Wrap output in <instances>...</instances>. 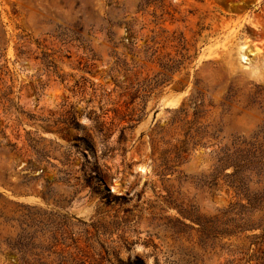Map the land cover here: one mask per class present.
I'll use <instances>...</instances> for the list:
<instances>
[{
    "label": "rangeland",
    "instance_id": "374dc122",
    "mask_svg": "<svg viewBox=\"0 0 264 264\" xmlns=\"http://www.w3.org/2000/svg\"><path fill=\"white\" fill-rule=\"evenodd\" d=\"M0 177L71 217L86 264H181L176 207L235 203L204 264H264V0H0Z\"/></svg>",
    "mask_w": 264,
    "mask_h": 264
},
{
    "label": "trees",
    "instance_id": "16d2710c",
    "mask_svg": "<svg viewBox=\"0 0 264 264\" xmlns=\"http://www.w3.org/2000/svg\"><path fill=\"white\" fill-rule=\"evenodd\" d=\"M97 120H95L97 132L106 136L107 133L104 132L102 124ZM71 124L75 127L78 126L73 118ZM186 125L189 123L186 122L184 126ZM36 146V144L32 145V150L36 155L35 162L50 164L47 160L49 158L48 151H45L44 148L37 149ZM183 152H185L184 149H179L176 155L179 156ZM224 160H219L221 167L225 166ZM161 162L160 168L162 172H165L168 168V161L162 159ZM32 163L31 160H28L27 167L30 168ZM43 174L44 170L31 179L42 178ZM3 183L5 182L3 181ZM52 190L49 187L41 193L44 201L53 200ZM62 202L66 205L70 200H57L56 203L62 204ZM9 205H14V209H9ZM240 209H244V206L235 203L218 210V214L213 216H195L179 206L176 207L181 219L170 220L172 224L166 226L165 230L171 232L174 241L187 243L186 247L178 246L177 248L181 256L179 262L181 264H204L206 254H220V252H216V248H219L220 251L225 249L224 244L220 245L221 241L225 237H233L238 231L243 230L237 225L236 219L240 214ZM185 220H188L189 223H186ZM81 224L86 226L84 223ZM74 228L75 225L67 214L6 200L0 194V248L4 246L9 252L18 255L22 264H86V261L81 258L83 255H80L82 250L78 247L79 238L76 236L79 233L74 231ZM81 230L83 236L88 235L86 229ZM85 240L90 242L91 239L86 237ZM261 253L264 254V250Z\"/></svg>",
    "mask_w": 264,
    "mask_h": 264
},
{
    "label": "bare ground",
    "instance_id": "6f19581e",
    "mask_svg": "<svg viewBox=\"0 0 264 264\" xmlns=\"http://www.w3.org/2000/svg\"><path fill=\"white\" fill-rule=\"evenodd\" d=\"M242 47H243V46H242ZM245 48H246V47H245ZM245 48H244V49H245ZM244 49H243V50H244ZM245 50H247V51H248V49H247V48H246ZM172 104H173V103H172Z\"/></svg>",
    "mask_w": 264,
    "mask_h": 264
}]
</instances>
